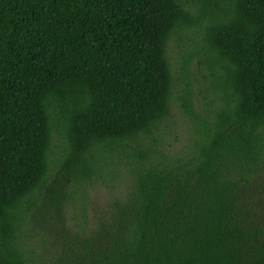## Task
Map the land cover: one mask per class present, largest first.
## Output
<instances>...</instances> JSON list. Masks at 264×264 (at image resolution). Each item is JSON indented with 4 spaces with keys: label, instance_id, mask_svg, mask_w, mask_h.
I'll return each instance as SVG.
<instances>
[{
    "label": "trees",
    "instance_id": "obj_1",
    "mask_svg": "<svg viewBox=\"0 0 264 264\" xmlns=\"http://www.w3.org/2000/svg\"><path fill=\"white\" fill-rule=\"evenodd\" d=\"M193 6L0 0V264H264V215L249 206L264 159V0ZM206 21L223 91L208 121L195 112L186 60L175 77L169 56L174 38ZM175 99L197 120L176 160L138 143ZM121 165L128 195L99 232L69 234L63 204H81ZM50 206L66 239L47 256L33 248L32 223Z\"/></svg>",
    "mask_w": 264,
    "mask_h": 264
},
{
    "label": "rangeland",
    "instance_id": "obj_2",
    "mask_svg": "<svg viewBox=\"0 0 264 264\" xmlns=\"http://www.w3.org/2000/svg\"><path fill=\"white\" fill-rule=\"evenodd\" d=\"M183 0L195 12L194 2ZM208 21L199 28L188 29L174 38L170 43L169 56L173 74L180 77L186 60V83H189L195 112L201 120H212L223 105V91L211 55L205 48V34ZM185 88V84H182ZM195 118H190L175 99L169 118L161 125L154 135H142L138 141L144 148L155 146L170 159H182L194 144L196 135ZM253 181L249 187V206L258 218L264 215V159L253 166ZM131 169L121 165L115 176L96 179L89 185L87 197L81 204L67 202L62 206V217L67 224L69 234H80L85 231L90 235L100 231V224L106 223L107 217L114 205L123 200L129 193ZM38 218L32 223L33 248L37 253L51 251L61 254L63 240L66 236L58 227L56 209L52 206L38 213ZM259 218V221H261ZM85 220L87 223H85ZM84 228V229H83ZM68 242V241H67ZM58 246V247H57ZM59 248V249H57Z\"/></svg>",
    "mask_w": 264,
    "mask_h": 264
}]
</instances>
